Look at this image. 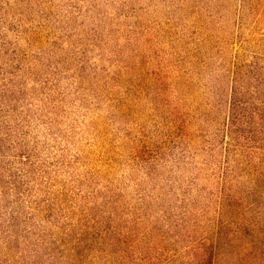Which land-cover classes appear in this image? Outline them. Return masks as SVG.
Segmentation results:
<instances>
[{"label": "rangeland", "instance_id": "rangeland-1", "mask_svg": "<svg viewBox=\"0 0 264 264\" xmlns=\"http://www.w3.org/2000/svg\"><path fill=\"white\" fill-rule=\"evenodd\" d=\"M237 60L264 66V0H0V264L204 209Z\"/></svg>", "mask_w": 264, "mask_h": 264}, {"label": "trees", "instance_id": "trees-1", "mask_svg": "<svg viewBox=\"0 0 264 264\" xmlns=\"http://www.w3.org/2000/svg\"><path fill=\"white\" fill-rule=\"evenodd\" d=\"M228 79L222 128L228 142L219 189L198 214L187 209L167 225L156 221L142 229L135 220L98 237L85 233L83 225L68 224L58 239L50 235L1 263L264 264V66L237 60ZM39 247L47 248V257Z\"/></svg>", "mask_w": 264, "mask_h": 264}]
</instances>
